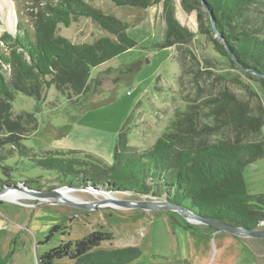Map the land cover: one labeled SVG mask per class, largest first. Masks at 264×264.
<instances>
[{"label":"trees","instance_id":"obj_1","mask_svg":"<svg viewBox=\"0 0 264 264\" xmlns=\"http://www.w3.org/2000/svg\"><path fill=\"white\" fill-rule=\"evenodd\" d=\"M32 12L33 28L17 23L14 34L3 32L0 41V162L13 156L57 172L56 184L79 188L97 186L114 192L152 195L181 205L196 215L247 229L264 225V193L251 194L243 178L246 168L264 158V104L254 95L240 98L228 87L203 88L195 78V94L207 97L176 113L151 147L138 150L128 142L134 108L118 130L113 162L77 150L34 151L20 140L29 115L13 116L16 92L38 100L54 86L68 97L92 92L99 80L90 78L92 68L133 48L137 43L126 30L129 23L104 13L85 0H41ZM116 5L145 9L162 2L165 21L162 48L189 53L194 33L176 18L173 0H110ZM217 33L215 37L199 0H180L185 12H196L201 34L221 57L264 89V0H205ZM86 17L107 35L91 43H73L57 32ZM205 36V37H206ZM181 53V54H180ZM247 69V70H246ZM198 70H196V74ZM40 186L38 180L27 182ZM171 217L184 229L201 232L176 213ZM57 226L53 228L56 229ZM112 233L95 230L74 243H59L38 258L40 264L67 257L73 264H131L139 258L138 246L97 249Z\"/></svg>","mask_w":264,"mask_h":264},{"label":"rangeland","instance_id":"obj_2","mask_svg":"<svg viewBox=\"0 0 264 264\" xmlns=\"http://www.w3.org/2000/svg\"><path fill=\"white\" fill-rule=\"evenodd\" d=\"M85 1L129 23L126 32L137 44L91 69L90 78H97L99 84L88 94L68 97L50 86L36 100L16 92L11 103L13 116L29 115L34 120L24 124L20 140L24 147L88 152L111 164L118 130L130 111L134 108L128 142L140 151L147 149L176 113L207 97L205 90L195 94L196 77L203 88L225 86L240 98L256 95L264 104L262 85L215 52L208 37L199 31L196 12H185L180 0H173L176 18L194 33L190 51L186 56L180 53V61L176 48L159 46L165 30L162 2L141 9L110 0ZM36 2L43 4L41 0H8L0 9V36L8 30L14 34L17 23L32 30ZM9 13L13 17L10 27L6 25ZM57 32L76 44L107 35L86 17L68 26L59 24ZM4 48L0 41V51ZM56 176V171L34 166L19 156L0 162V264H40L38 258L59 243L72 244L95 230L112 233V239L102 241L97 249L138 246L141 255L131 264H264V238L235 236L197 224L204 232L201 234L182 228L167 212L112 206L83 209L30 193L55 189L51 187L57 186ZM243 178L249 193H264V161L248 166ZM34 180L40 186H28L27 182ZM91 187L72 188L69 194L78 199L72 201H97L103 198L98 192H110L121 199L152 198ZM14 190L34 198H2ZM53 262L74 263L67 257Z\"/></svg>","mask_w":264,"mask_h":264},{"label":"water","instance_id":"obj_3","mask_svg":"<svg viewBox=\"0 0 264 264\" xmlns=\"http://www.w3.org/2000/svg\"><path fill=\"white\" fill-rule=\"evenodd\" d=\"M199 1H200V4L202 5V9L206 11L208 14L210 24L215 34V37L220 39L221 37L217 33L213 15L211 11L209 10V8L207 7L205 0H199ZM251 72L258 77L264 78V75L261 73H258L253 70ZM61 188L72 189L69 186H62L58 189L55 188V189L48 190V191H35V190H29V191L30 193L36 194L38 196L54 197L60 202H65L72 206H76V207L83 208V209H90V208L95 209L100 206H110V205H107V203H111L112 205H114L112 207L137 208L145 212H167L169 214L176 213L181 218H183L185 221L193 225L203 224L206 226H213L220 231H225L232 235L240 236V237L264 238V228L247 229L244 227L231 225L225 222L205 218V217L194 214L193 212H191L190 210H188L187 208L181 205L161 199L160 197L151 196L152 197L151 199H145V198L143 199H121V198H116V197H103L97 201H72V200H68L67 198H65L61 194V192H59ZM91 189L97 190L98 187L92 186ZM144 196L148 197V195H144Z\"/></svg>","mask_w":264,"mask_h":264},{"label":"bare ground","instance_id":"obj_4","mask_svg":"<svg viewBox=\"0 0 264 264\" xmlns=\"http://www.w3.org/2000/svg\"><path fill=\"white\" fill-rule=\"evenodd\" d=\"M5 5H8V0H0V9H3V7ZM12 22H13V17H12V13H9L8 15V18L6 20V25L8 27H10L12 25ZM72 191V189H68V188H62L59 190V192H61V194L65 197V198H68V199H71V200H78L77 197L75 196H72L69 194V192ZM92 194H97L95 192H93ZM99 195L103 196V197H113L110 192H105V193H102V192H98ZM2 198H5V199H22V198H28V199H33L34 196L30 195V194H27L26 192H22V191H18V190H14V191H11L9 192L7 195H4ZM36 198V197H35ZM107 205H110V206H114L112 205L111 203H107Z\"/></svg>","mask_w":264,"mask_h":264},{"label":"crops","instance_id":"obj_5","mask_svg":"<svg viewBox=\"0 0 264 264\" xmlns=\"http://www.w3.org/2000/svg\"><path fill=\"white\" fill-rule=\"evenodd\" d=\"M263 134H264V125H263V127H262V136H263ZM261 160L264 161V158L259 159L258 161H256V162H255L254 164H252V165H255L256 163L261 162Z\"/></svg>","mask_w":264,"mask_h":264}]
</instances>
